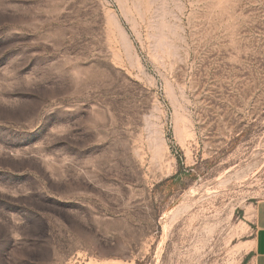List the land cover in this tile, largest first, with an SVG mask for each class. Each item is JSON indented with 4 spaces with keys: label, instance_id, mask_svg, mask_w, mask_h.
<instances>
[{
    "label": "rangeland",
    "instance_id": "rangeland-1",
    "mask_svg": "<svg viewBox=\"0 0 264 264\" xmlns=\"http://www.w3.org/2000/svg\"><path fill=\"white\" fill-rule=\"evenodd\" d=\"M264 200V0H0V264H250Z\"/></svg>",
    "mask_w": 264,
    "mask_h": 264
},
{
    "label": "crops",
    "instance_id": "crops-1",
    "mask_svg": "<svg viewBox=\"0 0 264 264\" xmlns=\"http://www.w3.org/2000/svg\"><path fill=\"white\" fill-rule=\"evenodd\" d=\"M251 224L254 228V238L250 253V264H264V200L253 206Z\"/></svg>",
    "mask_w": 264,
    "mask_h": 264
}]
</instances>
